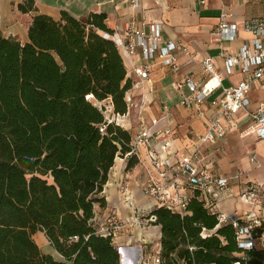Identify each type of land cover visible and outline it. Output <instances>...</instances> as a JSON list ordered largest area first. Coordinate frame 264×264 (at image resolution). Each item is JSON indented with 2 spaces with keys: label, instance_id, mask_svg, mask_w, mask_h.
I'll use <instances>...</instances> for the list:
<instances>
[{
  "label": "trees",
  "instance_id": "obj_1",
  "mask_svg": "<svg viewBox=\"0 0 264 264\" xmlns=\"http://www.w3.org/2000/svg\"><path fill=\"white\" fill-rule=\"evenodd\" d=\"M33 4L24 0L18 9ZM106 17L36 13L25 42L0 30V264H121L112 237L92 221L115 158L129 153L131 140L107 122L126 113L131 80L105 36L113 33ZM135 163L128 157L126 167ZM152 213L163 264H264V250L238 247L232 223L219 221L197 194L183 214L164 206ZM37 231L58 257L41 250Z\"/></svg>",
  "mask_w": 264,
  "mask_h": 264
},
{
  "label": "crops",
  "instance_id": "obj_2",
  "mask_svg": "<svg viewBox=\"0 0 264 264\" xmlns=\"http://www.w3.org/2000/svg\"><path fill=\"white\" fill-rule=\"evenodd\" d=\"M33 10L21 12L18 4L22 0H0V30L4 36H12L21 42L28 40L27 29L31 18L36 13H43L58 19L61 10H67L78 19L85 21L91 12L106 13V23L109 28L117 33L128 24L138 25L144 18L146 20L156 19L163 23V37L171 40H180L195 52L194 60L187 55L179 54L178 60L181 65L180 75L198 73L200 59L205 55H216L219 45L216 42L212 29L219 21L221 13H227L226 20L235 27L236 36L232 41H223L222 46L228 50H237L246 41L252 39L253 35L243 28L246 18L252 16H264V0H139L137 6H131L129 0H33ZM120 55L127 68V77L131 80V87L127 93L131 96V103L122 118V126L131 135L138 132L136 120L137 106L143 99L146 111L144 121L149 124L151 118H158L156 125L151 126L150 131L165 127L168 122L172 127V155L176 158H184L188 154L191 144L203 133L206 128L205 120L198 117L195 111L188 110L179 104L181 96L188 92V88L176 90L172 82L174 75L167 67L160 64L150 77L141 80L136 77L133 68L139 62L140 49L131 58L119 49ZM217 68L224 73L223 85L229 86L242 79L243 74L238 65L231 72L226 68L221 59L216 60ZM259 81L252 87L248 94L250 103L248 109H254L264 98V87ZM220 94L219 88L211 93L202 106V111L207 116L216 112L215 108L208 106V101ZM160 100L170 108L168 118L165 117L166 110ZM251 120L245 111L239 110L233 113L227 122V133L222 139L215 143H206L202 148V155L212 163L213 170L217 174L232 176L240 172L238 179L231 178L228 185L217 193L218 202L214 206L220 217L228 218L235 211L240 214H251L260 222H264V208L254 207L252 202L242 196L248 189L259 185L264 194V139L258 140L256 135L249 128ZM250 139L247 154L239 156L236 152L237 141ZM157 140V139H156ZM158 147V141L156 142ZM225 144V148H224ZM259 145V153L256 151ZM143 155L147 150L142 146ZM251 154H255L258 164L250 161ZM128 157L118 156L109 171V177L103 187L101 196L105 204L95 205V214L92 219L98 229L106 225L107 215H115L124 221H128L115 238L123 255L121 264H132L138 254L140 239H155L161 234L160 226L151 224L140 229L132 222V211L123 201L120 187L123 181H128V189L133 200L141 206L142 215L150 211V205L143 195L141 184L148 175L142 165L136 163L131 167L127 166ZM41 234L39 241L41 245L49 244L48 239L42 231L33 235ZM143 234V235H142ZM35 240V239H34ZM37 243V242H36ZM38 244V243H37ZM39 245V244H38Z\"/></svg>",
  "mask_w": 264,
  "mask_h": 264
},
{
  "label": "built area",
  "instance_id": "obj_3",
  "mask_svg": "<svg viewBox=\"0 0 264 264\" xmlns=\"http://www.w3.org/2000/svg\"><path fill=\"white\" fill-rule=\"evenodd\" d=\"M129 3L134 7L139 4V0H129ZM227 16V13H221L219 21L212 29V34L219 45L218 53L205 55L200 59V69L195 75L179 74L181 68L179 54L187 55L194 60L195 52L183 41L163 37V23L160 20L143 18L138 25L128 23L120 34L117 31H113L112 35L105 34L106 37L113 39L118 49L128 58L134 56L136 50L140 49L139 62L133 68L134 74L140 81L150 77L158 64L167 67L175 76L172 82L173 87L176 90L188 88V92L181 96L179 104L188 110L195 111L196 115L203 118L206 123L203 133L199 134L189 147L187 156L181 159L176 158L172 155L171 123L168 122L165 127L155 133L151 132V126L156 125L159 119L151 118L149 124L144 121L146 106L141 98L136 113L138 132L131 135L130 151L125 157H135L138 164L142 165L147 172L148 177L141 184V189L150 205V211L142 215L141 206L133 200L129 192L127 180L123 181L120 187L123 201L132 211V222L136 223L140 229L155 223L156 216L152 213L155 207L164 206L173 212L183 214L186 203L193 194L198 195L204 208L213 211V207L218 202L217 193L228 185L231 178L238 179L240 172L232 176L215 173L212 163L202 155V148L206 143H215L226 136L227 122L234 112L245 111L251 120L249 127L251 131L258 140L264 139V98L254 109H248L250 90L259 81H264V16H252L245 19L243 28L252 33L253 37L243 42L237 50L232 51L222 46L223 41H232L236 36L235 27L226 20ZM217 59L225 63L229 72L238 65L243 74L242 79L233 85L224 86L222 84L224 73L217 68ZM260 86L264 87V83ZM217 88L220 94L208 101V106L215 108L216 112L207 116L202 111V106ZM131 100V96L126 92L127 110ZM160 103L166 110L165 117L168 118L170 108L163 100H160ZM125 115L126 113L109 114L107 122L115 121L122 126L121 120ZM99 130L104 132L105 125H101ZM142 146L147 150L146 155H143ZM250 161L258 164L255 154H251ZM242 196L250 200L254 207L260 210L264 208V194L259 185L248 189ZM218 218L221 222L232 223L238 247L242 249L256 247L264 250V230L257 229L261 222L253 218L250 213L240 214L235 210L229 219L219 215ZM126 224L128 221L119 219L112 212L107 215L106 225L101 226L99 232L105 236H111L116 244L115 238L119 236L120 230ZM160 236L161 234L151 245L149 244L151 240L142 236L138 250V264L164 263ZM233 264H240V261L236 260Z\"/></svg>",
  "mask_w": 264,
  "mask_h": 264
},
{
  "label": "rangeland",
  "instance_id": "obj_4",
  "mask_svg": "<svg viewBox=\"0 0 264 264\" xmlns=\"http://www.w3.org/2000/svg\"><path fill=\"white\" fill-rule=\"evenodd\" d=\"M250 143V139H245L244 141H237L236 143V152L239 154V156H245L247 154V151L249 149V147H247V145ZM247 144V145H245ZM256 151L259 153V145H256ZM224 148H225V144H224ZM214 210H216V207H214ZM41 234H36V235H33V238L35 239V241L39 244V247L41 248V250L45 253H51L52 255H54L55 257H58V254L55 252V250L49 246L48 244L46 245H41L40 244V241H39V238H40ZM155 241V239H152L149 244H153Z\"/></svg>",
  "mask_w": 264,
  "mask_h": 264
},
{
  "label": "water",
  "instance_id": "obj_5",
  "mask_svg": "<svg viewBox=\"0 0 264 264\" xmlns=\"http://www.w3.org/2000/svg\"><path fill=\"white\" fill-rule=\"evenodd\" d=\"M118 250H119V249H118ZM138 258H139V252H138V254L135 256V258L133 259L132 264H138ZM121 261H122V258H121Z\"/></svg>",
  "mask_w": 264,
  "mask_h": 264
},
{
  "label": "bare ground",
  "instance_id": "obj_6",
  "mask_svg": "<svg viewBox=\"0 0 264 264\" xmlns=\"http://www.w3.org/2000/svg\"><path fill=\"white\" fill-rule=\"evenodd\" d=\"M122 261H123V255H122ZM123 264V263H122Z\"/></svg>",
  "mask_w": 264,
  "mask_h": 264
}]
</instances>
